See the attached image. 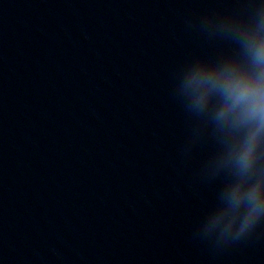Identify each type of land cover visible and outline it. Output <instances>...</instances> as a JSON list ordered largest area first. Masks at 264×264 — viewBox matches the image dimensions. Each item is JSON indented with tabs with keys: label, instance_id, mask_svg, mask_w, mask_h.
Segmentation results:
<instances>
[{
	"label": "water",
	"instance_id": "obj_1",
	"mask_svg": "<svg viewBox=\"0 0 264 264\" xmlns=\"http://www.w3.org/2000/svg\"><path fill=\"white\" fill-rule=\"evenodd\" d=\"M264 0H0V264H264L204 234L224 173L175 93Z\"/></svg>",
	"mask_w": 264,
	"mask_h": 264
},
{
	"label": "clouds",
	"instance_id": "obj_2",
	"mask_svg": "<svg viewBox=\"0 0 264 264\" xmlns=\"http://www.w3.org/2000/svg\"><path fill=\"white\" fill-rule=\"evenodd\" d=\"M248 19H206L202 27L236 45L227 56L194 59L180 69L175 93L211 129L218 150L207 168L227 177L220 206L206 217L204 234L235 241L264 219V4Z\"/></svg>",
	"mask_w": 264,
	"mask_h": 264
}]
</instances>
